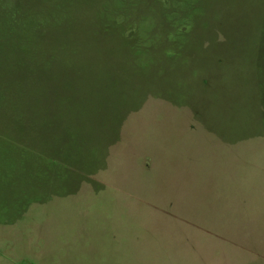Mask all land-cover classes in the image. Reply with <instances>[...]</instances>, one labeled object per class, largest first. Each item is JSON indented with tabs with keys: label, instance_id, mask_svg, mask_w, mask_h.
<instances>
[{
	"label": "rangeland",
	"instance_id": "374dc122",
	"mask_svg": "<svg viewBox=\"0 0 264 264\" xmlns=\"http://www.w3.org/2000/svg\"><path fill=\"white\" fill-rule=\"evenodd\" d=\"M111 1L70 0L68 9L74 4L88 20L69 24L59 15L52 27L41 25L54 38L52 46L50 39L43 41L47 51L35 58L36 77L53 82L47 95H34L36 109L53 116L32 124L26 98L17 125L37 131L34 137L42 147L32 143L36 139L29 141L43 150L42 180L65 176L64 159L93 162L99 145L113 139L94 172L74 169L79 174L73 184L54 180L39 186V201H31L13 222L0 223V264H264V131L229 142L206 128L190 105L149 91L139 107L125 112L118 134L115 126L126 108L120 102L153 85L159 87L157 94L199 103L202 112L206 96L198 86L193 90L192 81L205 70L173 76L167 66L178 57L200 64L216 54L225 64L235 62L223 50L198 54L189 48L206 42L248 50L264 42V0H139L120 8L136 17L141 12L175 16L173 25L186 21L187 29L174 45L160 41L136 57L107 48L94 57L90 48L78 52L70 47L64 29L80 26L88 32L79 29L70 39L88 37L85 42H91L97 25L89 16L109 11ZM169 48L178 50L174 59L164 53ZM131 60L136 65L132 71ZM213 66L217 72L221 64ZM0 75L9 85L19 79L15 71ZM253 84L241 98H231L232 108L256 105L264 89L259 92ZM215 85L208 94L210 103L217 94ZM23 86L29 91L26 82ZM11 94L22 96L16 88ZM233 117L212 122L218 131L229 130L230 139L238 134Z\"/></svg>",
	"mask_w": 264,
	"mask_h": 264
},
{
	"label": "trees",
	"instance_id": "16d2710c",
	"mask_svg": "<svg viewBox=\"0 0 264 264\" xmlns=\"http://www.w3.org/2000/svg\"><path fill=\"white\" fill-rule=\"evenodd\" d=\"M131 3L132 5H138L139 0H112L109 11L96 10L97 13L90 15V19L97 25V28L93 31L95 35L91 42H85L88 37L82 40L79 36L76 39L77 42L72 41L70 38L75 39L79 29H83L85 32L88 31L80 26H68L62 33H69L67 35L68 45L70 47L74 46L78 52L90 48L94 57H97L96 55L102 52L103 48L111 50L114 54L126 52L128 55L136 57L137 53L149 51L154 44H159L160 41L166 45H174L179 35L187 29V23L182 19L178 20L181 21L180 23L173 25L175 16L170 18L167 15V18H156L155 15L154 17H148L144 15V12H141L142 16L136 17L134 16L135 13L120 8ZM69 4L70 0H64L59 5L56 0H17L12 4L5 5L0 1V74L4 71H15L19 77L18 80H10L11 85H9L3 82L2 78L4 76L0 75V223L13 222L15 218L22 214L31 201H39L41 197L38 196L42 195V192L37 189L39 186H46L54 180L58 182L68 181L73 184L77 181L79 170L87 174L94 172L103 162L106 146L113 139H108L99 145L93 162L89 158H81L72 162H67L64 159L65 176L59 179L42 180L43 167L40 153L43 150H38L33 145L42 147L39 139L34 137L37 131L33 133L29 127L25 128L17 125V118L23 112L22 102L26 98H29L28 109H31L28 113L32 124L33 122L44 121L46 118L51 119L53 116L48 110V113L44 116L39 109H36L39 102L35 95L37 93L47 95L46 90L53 81H51L52 78L47 80L45 77L40 81L37 80V61H35V58L38 54L42 57L41 53L47 51L43 41L50 38L45 35V30L57 22L59 15L63 16V20L69 24H77L88 20L83 12L73 9L74 4H71L70 9H68ZM178 13L174 12V14ZM43 23L51 24L43 30L41 29ZM156 36L157 39L152 43L150 40ZM53 38L50 39V46H52ZM104 38L109 41L107 45L102 41ZM33 44H35V48H33ZM204 45L190 47L189 50L198 54L206 52L211 54L214 50H223L220 52L224 55H234L237 60L225 64L223 60L221 61V57L216 54L212 61L200 64L191 61L184 63L179 57L174 59L178 54V50L169 48L164 52L165 55L174 59L167 66L173 76L196 68L205 70L199 80L192 81L194 84L193 90L200 88L199 91L206 96L201 100V103L203 101V104H207L206 107L203 104L201 105L203 111L200 112L199 107H197L199 103L184 102L180 96H165L155 93L154 91L159 87L153 85L152 88L143 90L141 94L137 93L134 97H129L126 101L120 102L126 108L119 121L115 123L117 134L125 112L139 107L146 91L155 96L164 97L177 105H190L195 117L206 128L229 142L259 135L264 131V95L260 94L258 104L256 103L253 108L231 107V98L237 95L241 98L242 94L252 90L253 83V89L256 88L259 92L264 89V42L256 46L252 45L248 50L230 49L228 46L221 48L224 46L221 43L210 44L205 42ZM255 54H259V57L253 60ZM44 63H47V61L44 60L41 65H44ZM214 64H216V69L221 64L220 70H217V72L214 71ZM132 67H136V65L131 60L129 64L131 71ZM25 82L29 91L22 89ZM214 83H216L217 94L213 96L210 103L208 94L214 87ZM195 86H198V88ZM14 87L22 94L17 99L14 94H11L12 90H15ZM236 89L243 90V92L235 93ZM226 92L229 95L228 97H224ZM176 94L179 93L176 92ZM221 94L223 99H221ZM204 113L205 117H203ZM13 114H15V117H13ZM231 114L238 123V134L233 139H230L229 130L221 128L218 131L212 123L214 121H225ZM22 138H26V140L21 142ZM30 139H36V141L32 144L29 141ZM74 169L78 171L76 172Z\"/></svg>",
	"mask_w": 264,
	"mask_h": 264
}]
</instances>
